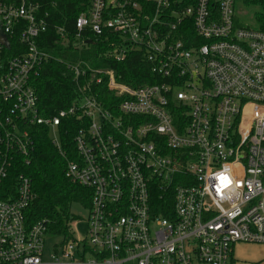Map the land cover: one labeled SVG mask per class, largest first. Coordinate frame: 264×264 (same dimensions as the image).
Wrapping results in <instances>:
<instances>
[{
    "label": "built area",
    "instance_id": "built-area-1",
    "mask_svg": "<svg viewBox=\"0 0 264 264\" xmlns=\"http://www.w3.org/2000/svg\"><path fill=\"white\" fill-rule=\"evenodd\" d=\"M238 2L88 0L77 40L107 41L101 57L117 63L140 55L149 82L69 66L77 95L46 118L33 82L51 60L38 46L48 14L0 0V264H233L236 245H264V32L238 25ZM105 84L116 107L94 92ZM64 121L79 124L65 145ZM41 129L66 178L92 193L85 241H63L50 262L45 223L26 221L36 195L22 172ZM155 196L172 201L169 217L154 215Z\"/></svg>",
    "mask_w": 264,
    "mask_h": 264
},
{
    "label": "trees",
    "instance_id": "trees-1",
    "mask_svg": "<svg viewBox=\"0 0 264 264\" xmlns=\"http://www.w3.org/2000/svg\"><path fill=\"white\" fill-rule=\"evenodd\" d=\"M42 7L48 14V32L38 40L41 50L51 56V60L33 82L39 98V107L43 117H53L57 112L71 106L77 95V84L69 66L80 70L107 69L114 71L120 83H131L136 86L149 82V69L142 62L140 55H132L124 63H117L110 58H103L112 49L107 41L96 39L92 34H83L86 43L77 40L76 19L88 9V0H29ZM243 4L244 15L252 19V24H243L239 16L236 21L240 27L264 32V0H239ZM57 28L63 29L65 39L57 33ZM10 55L17 52L18 41L10 40ZM84 83V80L80 81ZM99 100L105 107L113 108L120 99L108 91L105 86L94 88ZM72 129L67 133V124ZM74 121H64L61 129L62 142L65 145L72 140L78 127ZM67 148V147H66ZM66 162L53 146L48 129H41L36 139L33 161L29 168L23 169L32 180V188L36 195L26 211V221L29 226L44 222L47 235L62 237L63 241L71 240L70 223L74 221L71 209L74 204H80L87 210L91 207L92 193L78 185L72 184L65 175ZM172 201L164 202L159 197L154 198V215L169 217L165 207L172 212Z\"/></svg>",
    "mask_w": 264,
    "mask_h": 264
},
{
    "label": "rangeland",
    "instance_id": "rangeland-1",
    "mask_svg": "<svg viewBox=\"0 0 264 264\" xmlns=\"http://www.w3.org/2000/svg\"><path fill=\"white\" fill-rule=\"evenodd\" d=\"M237 16L243 24H252V19L244 15L243 4L239 1L237 4ZM71 214L75 218L70 223V233L72 241L81 243L87 237V220L89 212L80 204H74L71 209ZM63 243L62 237H46V247L44 260L46 262L52 261L51 255L54 253L56 247H60ZM61 261L64 258L60 255L58 257ZM233 264H264V245L261 244H238L233 249Z\"/></svg>",
    "mask_w": 264,
    "mask_h": 264
},
{
    "label": "water",
    "instance_id": "water-1",
    "mask_svg": "<svg viewBox=\"0 0 264 264\" xmlns=\"http://www.w3.org/2000/svg\"><path fill=\"white\" fill-rule=\"evenodd\" d=\"M0 41H1L2 43H4L5 46L8 47V41H7L6 37H5L4 34H3L2 26H1V22H0Z\"/></svg>",
    "mask_w": 264,
    "mask_h": 264
}]
</instances>
